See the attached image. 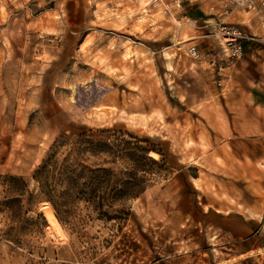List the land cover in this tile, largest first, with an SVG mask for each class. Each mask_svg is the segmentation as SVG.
I'll list each match as a JSON object with an SVG mask.
<instances>
[{
	"label": "rangeland",
	"instance_id": "374dc122",
	"mask_svg": "<svg viewBox=\"0 0 264 264\" xmlns=\"http://www.w3.org/2000/svg\"><path fill=\"white\" fill-rule=\"evenodd\" d=\"M184 4L0 0V264H159L174 252L171 244L181 242L182 234H176L181 220L172 217L173 198L182 188L172 183L164 146L151 140L148 119L150 103L166 99L165 59L156 53L179 51L187 42L189 25L180 22ZM257 4L251 0L236 10L257 17ZM87 36L98 43L119 38L131 53L122 59L93 56L86 52ZM150 68H157V91ZM94 89L102 90L96 102L89 99ZM121 93L141 111L120 109ZM91 133L109 145L119 140L141 146L156 165L138 198L106 208L120 219H98L79 202L60 223L34 173L55 151L63 158L77 137ZM112 161L107 154L86 156L89 167L110 170L113 181L126 179L137 166L126 158ZM121 210L125 215L116 213Z\"/></svg>",
	"mask_w": 264,
	"mask_h": 264
},
{
	"label": "crops",
	"instance_id": "0c3cea01",
	"mask_svg": "<svg viewBox=\"0 0 264 264\" xmlns=\"http://www.w3.org/2000/svg\"><path fill=\"white\" fill-rule=\"evenodd\" d=\"M253 2L261 4L260 16L227 10L216 0H186L180 22L189 25L187 42L179 51L156 53L165 59L166 99L149 105V135L164 146L172 183L182 188L172 212L181 220L176 234L182 239L159 264H264V0ZM216 23L235 25L255 40L221 72L187 54L197 45L201 53L222 58L209 35ZM88 38L86 52L93 56L122 59L131 53L119 38ZM150 75L157 91V68ZM117 98L120 109L141 111L125 93Z\"/></svg>",
	"mask_w": 264,
	"mask_h": 264
},
{
	"label": "trees",
	"instance_id": "16d2710c",
	"mask_svg": "<svg viewBox=\"0 0 264 264\" xmlns=\"http://www.w3.org/2000/svg\"><path fill=\"white\" fill-rule=\"evenodd\" d=\"M106 139L95 141L94 134H81L74 140L73 148L68 150L66 156L58 158L57 150L35 171L33 180L60 223L63 216H70L72 208L79 202L91 209L98 219H120L107 209L138 198L145 191V177L150 174L151 166L156 165L155 161L147 157L149 150L119 140L116 145H109ZM103 154L112 156V163L119 158H126L137 166L127 174L126 179L113 181L111 171L101 164L94 169L86 164V156ZM138 172L143 174L137 177ZM11 180L16 181L14 178ZM23 187L26 188V185L23 184ZM116 213L125 215L124 210Z\"/></svg>",
	"mask_w": 264,
	"mask_h": 264
},
{
	"label": "built area",
	"instance_id": "2783aa9c",
	"mask_svg": "<svg viewBox=\"0 0 264 264\" xmlns=\"http://www.w3.org/2000/svg\"><path fill=\"white\" fill-rule=\"evenodd\" d=\"M223 8L231 9L246 6L251 0H218ZM214 38L215 42L221 48L222 58L217 57L212 52L203 54L198 49L197 45H192L187 48V54L194 61L207 60L209 64L217 67V70L221 72L226 66L233 65L239 62L244 55V47L248 43L254 42V38L248 35L244 30L239 27L226 24L216 23L214 24L213 31L209 34ZM261 44L264 45V42ZM220 86V83H217ZM102 95V90L94 89L90 92L89 99L96 102Z\"/></svg>",
	"mask_w": 264,
	"mask_h": 264
},
{
	"label": "bare ground",
	"instance_id": "6f19581e",
	"mask_svg": "<svg viewBox=\"0 0 264 264\" xmlns=\"http://www.w3.org/2000/svg\"><path fill=\"white\" fill-rule=\"evenodd\" d=\"M152 156H155V155H152ZM46 210L48 211V213L51 215V211L48 209V208H46ZM51 226L52 227H54L55 229H57L58 228V226H57V224H56V222L55 221H52L51 222Z\"/></svg>",
	"mask_w": 264,
	"mask_h": 264
}]
</instances>
